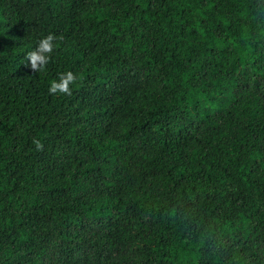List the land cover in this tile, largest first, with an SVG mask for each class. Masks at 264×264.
<instances>
[{
	"label": "trees",
	"instance_id": "1",
	"mask_svg": "<svg viewBox=\"0 0 264 264\" xmlns=\"http://www.w3.org/2000/svg\"><path fill=\"white\" fill-rule=\"evenodd\" d=\"M78 252L264 264V0H0V264Z\"/></svg>",
	"mask_w": 264,
	"mask_h": 264
},
{
	"label": "clouds",
	"instance_id": "2",
	"mask_svg": "<svg viewBox=\"0 0 264 264\" xmlns=\"http://www.w3.org/2000/svg\"><path fill=\"white\" fill-rule=\"evenodd\" d=\"M62 37H57L53 34H48L42 38L38 47L27 53L25 59L30 62V68L33 72L39 73L45 70L46 65L51 59V54L57 47V41L62 40ZM78 76L71 71L61 73L58 80H53L50 84L49 93L55 95L57 93L72 95L71 85L76 83ZM33 144L36 150H43V144L40 140L33 138Z\"/></svg>",
	"mask_w": 264,
	"mask_h": 264
},
{
	"label": "rangeland",
	"instance_id": "3",
	"mask_svg": "<svg viewBox=\"0 0 264 264\" xmlns=\"http://www.w3.org/2000/svg\"><path fill=\"white\" fill-rule=\"evenodd\" d=\"M90 101L92 102L93 99L91 98ZM70 256H73L74 257V260H73V263L76 264L79 260L83 259V254L78 252V253H75V254H68L66 256V259H68Z\"/></svg>",
	"mask_w": 264,
	"mask_h": 264
}]
</instances>
